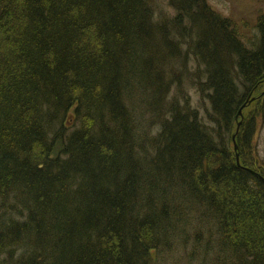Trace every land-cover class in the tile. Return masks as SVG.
<instances>
[{
    "label": "trees",
    "instance_id": "obj_1",
    "mask_svg": "<svg viewBox=\"0 0 264 264\" xmlns=\"http://www.w3.org/2000/svg\"><path fill=\"white\" fill-rule=\"evenodd\" d=\"M170 1L211 124L149 77L168 42L151 0H0V264H264V181L231 150L264 83V13L248 46L206 0Z\"/></svg>",
    "mask_w": 264,
    "mask_h": 264
},
{
    "label": "rangeland",
    "instance_id": "obj_2",
    "mask_svg": "<svg viewBox=\"0 0 264 264\" xmlns=\"http://www.w3.org/2000/svg\"><path fill=\"white\" fill-rule=\"evenodd\" d=\"M213 10L220 13L224 17H228L239 31L240 37L248 45H254L258 40V20L259 16L264 13V0H206ZM151 4L157 20L155 23L166 19L167 27L165 28L168 42L163 45L160 53L151 56L149 59L153 62H161L162 68L152 69L150 78L156 83H161V97L166 101L168 98L177 97L181 107L186 104L192 108H197L202 115L204 121L208 124L212 123L211 102L207 93V89H202L206 75L204 67L196 60L194 50V42L188 37H183L185 27L182 23L176 21L175 7L170 0H151ZM174 18L173 24L171 19ZM181 21V20H180ZM172 31V32H171ZM148 59V60H149ZM131 93V92H130ZM264 83L256 90L254 97L251 96L242 108V116L237 118L238 121L254 122V132L251 138V146L243 147L239 135L236 141L231 142V150L234 156L238 155L240 161L244 163V159H250L251 166L264 176V116L261 115L264 108ZM142 97L139 96L138 100ZM146 97V95H143ZM144 102V101H143ZM167 102V106H168ZM142 104H139V108ZM144 106V105H142ZM170 110H163L167 114ZM142 135L148 150L155 143L157 138L161 120L151 111L142 108ZM233 129V132H236ZM232 132V133H233ZM228 136H226V140ZM235 145H237L235 147ZM150 149V150H151ZM143 148L141 149L142 152ZM203 235H215L209 229L203 231ZM156 254V253H155ZM169 254H177V258H183L182 251L172 252ZM170 259L167 264H186L183 261H175ZM199 264V263H197Z\"/></svg>",
    "mask_w": 264,
    "mask_h": 264
},
{
    "label": "water",
    "instance_id": "obj_3",
    "mask_svg": "<svg viewBox=\"0 0 264 264\" xmlns=\"http://www.w3.org/2000/svg\"><path fill=\"white\" fill-rule=\"evenodd\" d=\"M242 113V108H241V110L239 111V115ZM237 146V145H236ZM235 146V147H236ZM237 160L239 161V157H238V155H237ZM255 174H257L263 181H264V177L261 175V174H259V173H257V172H255V171H253Z\"/></svg>",
    "mask_w": 264,
    "mask_h": 264
}]
</instances>
